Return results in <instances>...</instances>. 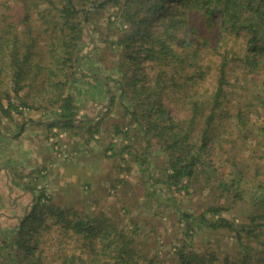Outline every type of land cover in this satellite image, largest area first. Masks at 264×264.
Segmentation results:
<instances>
[{
    "label": "trees",
    "instance_id": "1",
    "mask_svg": "<svg viewBox=\"0 0 264 264\" xmlns=\"http://www.w3.org/2000/svg\"><path fill=\"white\" fill-rule=\"evenodd\" d=\"M110 8L111 42L97 24ZM0 59V117L19 124L0 143L28 124L61 132L97 122L94 137L120 102L133 123L114 127L105 158L127 173L136 163L154 204L164 187L199 201L207 192L209 201L182 211L165 263L159 246L137 242L138 218L125 225L120 210L98 200L66 208L47 188L24 184L31 203L16 223L0 210V264H264V0H0ZM43 76L57 107L43 121L18 123ZM154 153L164 165L155 166ZM36 172L39 183L47 170ZM127 173L118 183H129ZM109 189L118 185L110 180ZM205 229L229 243L204 242Z\"/></svg>",
    "mask_w": 264,
    "mask_h": 264
},
{
    "label": "rangeland",
    "instance_id": "2",
    "mask_svg": "<svg viewBox=\"0 0 264 264\" xmlns=\"http://www.w3.org/2000/svg\"><path fill=\"white\" fill-rule=\"evenodd\" d=\"M12 2L13 1H11L10 4ZM110 9L103 11L101 15L97 17L98 26L102 25L101 35L103 33L108 36L112 34V31L107 28L106 23L107 19L114 15L115 12L113 9ZM11 13L10 10L6 9V16L8 15L10 17V22H13L15 18L12 17ZM39 32V30H35L36 35L39 34ZM107 39L110 40V36ZM40 44L43 45L42 42ZM36 51L38 54L36 60L42 64V61H45L42 59L46 55L45 49L37 48ZM115 60V57L111 56V62L109 63L112 64ZM0 61L6 62L7 59H0ZM1 77L4 79L5 74ZM42 78L45 77H39L37 81L38 84L27 91L29 104L33 109L26 111L23 117L17 116L18 123L20 122L21 124L22 120L28 119H32L36 122L43 121L45 120L44 113L46 111L52 112V110L57 107V105L53 106L49 103L52 94L46 93L47 90L42 82ZM23 96L26 97V92L23 93ZM4 102L5 105H7V102ZM87 103L85 99L78 100V104H80L81 108L88 106L91 110L93 104L90 103V105H86ZM171 112H173V110H171ZM103 116V122H101L99 126V134L94 135V137L89 134L88 130H96L94 127H96L97 122L87 123V125H78L74 127V130L61 132L54 129L50 131L46 126H39V128H35V126L29 127V129L33 128V130H31L34 132L33 136L44 139L45 143L48 145L47 147L50 146V153L52 154L53 160L51 163H53V167H58L57 171L53 174L55 178L47 181L43 179L40 186L47 188L48 191L53 194V199L57 201V204H62L65 207L67 205L66 201L79 203L87 202L89 199L91 201L98 200L104 207V210L110 209L109 211L112 212L114 207L120 210L121 214L124 215L122 217V222L124 221L125 225L131 226L132 220L130 218L132 216L138 218L136 222L140 225L141 235L137 239V242L147 244L146 247L149 248L150 252H153L154 248L159 246L158 248L160 249L158 252H160L161 256L165 259V263H167L169 258L165 252H174L172 241L179 236L180 226L178 221L182 211L198 212L203 204L209 203V201L203 200L204 196H207V192L199 197L202 199L199 201V195H197V193H191L193 195L183 194L182 197L180 194H174L172 191L168 193L169 190L164 187L162 190L165 194L158 196L155 199L157 203L154 204L149 200L150 195H148L147 187L145 188L144 184H140L141 181L143 183V179L141 178V174H139V168L136 163H129H133V170L131 173H127L126 170L121 169V167H125L124 164H121V167L118 165L119 162H122L117 160L118 158H110L108 160L105 158L106 143L110 140L109 137H111V134L114 133V127H128V124L130 125L133 123L130 116L121 107L120 102L117 103V106L109 114ZM12 120L13 119H6L3 116L0 117L1 134H13L14 131L17 130L19 124L16 125ZM132 126L135 127V125ZM35 129L38 130L36 131ZM45 132L48 133L47 140H45ZM54 135L57 136L55 137ZM117 139L119 140L121 138L117 137ZM94 140H99V142L97 143ZM54 142H57L58 146L53 145ZM56 147L58 149H56ZM4 149L5 146L0 144V152L2 150L4 151ZM37 149L40 150V148ZM60 155H66V157H60ZM153 158L156 167L164 165L167 160L166 156L162 153H154ZM123 173H127L128 175L124 176L129 179V183L125 185L118 183L119 181L116 180V178H120ZM110 180H113L115 185H118L117 192L109 189ZM196 188H199V186ZM109 193H113L114 197L107 199ZM172 195L180 200L168 201L167 199L171 198ZM233 211L235 215L239 217L243 214L244 208L240 205L235 207ZM228 214L227 212L224 213L225 216H229ZM130 230H132V228H130ZM198 235L202 236L204 242H206L207 239H212L214 242H221V240H223L224 243H229L228 237H222L221 239L220 237L214 236L206 229L201 231Z\"/></svg>",
    "mask_w": 264,
    "mask_h": 264
},
{
    "label": "crops",
    "instance_id": "3",
    "mask_svg": "<svg viewBox=\"0 0 264 264\" xmlns=\"http://www.w3.org/2000/svg\"><path fill=\"white\" fill-rule=\"evenodd\" d=\"M29 127L30 124L27 125V128L25 127V131L19 139H13L9 135L4 143H0L5 146L4 151L0 152V210L2 209L3 213L9 216L10 221L8 222L12 225L16 223L15 216H21L31 203L30 195L22 192L23 185L38 184V188H41L40 184L43 179L47 181L55 178L53 174L58 169L51 163L53 160L50 146L47 147L44 139L33 136L34 132L31 131L33 128L29 129ZM35 128L39 127L35 126ZM47 135L48 133L45 132V140H47ZM39 169L47 170V174H44V178H41L37 183L38 174L36 171ZM9 173L19 182V184L16 181L12 183V190L9 187L11 178ZM0 220L1 225L6 224L3 218Z\"/></svg>",
    "mask_w": 264,
    "mask_h": 264
},
{
    "label": "built area",
    "instance_id": "4",
    "mask_svg": "<svg viewBox=\"0 0 264 264\" xmlns=\"http://www.w3.org/2000/svg\"><path fill=\"white\" fill-rule=\"evenodd\" d=\"M53 140V139H52ZM56 149H58L57 147H56ZM62 154V153H61ZM63 156H65L66 157V155H60V157H63Z\"/></svg>",
    "mask_w": 264,
    "mask_h": 264
}]
</instances>
